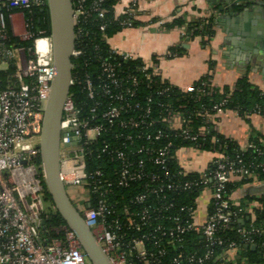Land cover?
<instances>
[{"label":"built area","instance_id":"2783aa9c","mask_svg":"<svg viewBox=\"0 0 264 264\" xmlns=\"http://www.w3.org/2000/svg\"><path fill=\"white\" fill-rule=\"evenodd\" d=\"M104 2L71 0L74 24L72 58L82 54L75 47L76 41L87 35L79 27L81 20L92 16L101 21L99 31H105L106 24L102 21L108 10L103 7ZM5 4L30 10L43 7L45 0H0V6ZM137 4L138 0H130L121 15L113 7L114 17L126 16L136 21ZM17 19L22 29L17 37L21 40L32 38V48L5 46L8 39L6 27ZM130 20L121 22L122 30L135 27ZM28 28L29 20L22 11L9 13L6 17L0 12V71L6 70L10 63L15 65V82L0 90V264H92L68 228H53L51 231L55 237L51 239L45 237L41 230L44 180L41 164L37 166L34 159L38 156L35 146L39 143L53 69L49 36L34 37ZM182 34L186 35V32ZM108 39L105 35L101 38L108 44L111 56L122 61L140 60L141 64L131 72H125L119 64L112 63L110 57L101 59V72L96 80L86 76L83 81L85 96L92 101V105L82 113L74 106L69 94L60 123L59 178L65 187H79L87 193V198L78 209L85 226L110 264H163L170 247L176 254L168 264H248L238 244L222 240L218 233L236 222L242 223L245 217L249 224L236 230L240 242L255 248L251 236L264 237V227L253 223L256 211L264 209V206L257 201L240 204L231 200L230 193L225 189L233 178L258 179L259 173L243 163L242 159L231 160L214 149L211 151L215 155L210 162L213 170L199 173L198 181L173 182L174 174L168 168L174 150L170 131L176 137L193 143L176 149L174 154L182 148L204 151L202 146L206 144L208 133L214 129L213 118L228 110L225 104L229 95L210 108H199L193 118L201 120L194 129L192 121L183 112L173 111L170 102L156 103L153 95L169 99L173 87L191 95L193 102L199 103L202 98L219 92L211 73L184 88H178L162 78L158 60H141L112 47ZM174 57L175 54L167 51L161 60ZM74 83L71 77L70 87ZM143 88L153 91L145 95L141 102L136 98ZM230 89L233 91L234 87ZM153 106L160 107V111ZM185 107V104L179 106L180 109ZM251 115L264 118V109L245 112L244 118ZM110 134L118 144L104 143L101 150L109 154L115 164L112 168L114 179L104 178L100 170L87 172L85 163L87 147L94 145L102 135ZM260 143L264 146V139L260 138ZM254 147L250 142L240 151L244 153ZM255 151L261 153L259 149ZM148 164L157 170L147 169ZM257 167L264 172V163ZM176 174L183 178L188 173L180 168ZM136 183L143 188L129 200L137 207L136 210L122 208L125 223L117 218L110 219L115 214L114 206L107 203L105 196L114 187L127 188ZM192 188L199 190L196 206L205 195L211 205V210L200 224L194 222L195 209L188 211L182 219L181 213L187 212L188 208L175 209V202L167 195ZM91 194L99 197L94 207L88 205ZM163 221H167L169 226L164 227ZM189 231L198 232L209 247L219 248V252L214 253L211 249L202 255H196L194 251L186 252L183 249L184 235ZM259 244L264 252V242Z\"/></svg>","mask_w":264,"mask_h":264},{"label":"crops","instance_id":"0c3cea01","mask_svg":"<svg viewBox=\"0 0 264 264\" xmlns=\"http://www.w3.org/2000/svg\"><path fill=\"white\" fill-rule=\"evenodd\" d=\"M129 2L117 0L114 11L121 15ZM177 18L186 24L211 18L214 35L203 43L197 37L183 35L184 26L166 29L165 24ZM135 20L141 24L112 35L109 44L144 61L158 60L162 78L171 85L184 88L211 73L220 93L246 77L264 94V0H138ZM9 28L18 36L22 30L19 19L9 22ZM173 47L183 48L181 55L161 60ZM213 120V133L239 148L250 143L253 132L264 139V118H243L227 110ZM214 155L212 151L182 148L176 151L175 159L186 173L199 174L207 169ZM242 179L230 181L236 185L230 192L231 200L240 204L257 201L264 206V182L254 178L240 182ZM208 207V197L202 196L194 212L196 224L204 221Z\"/></svg>","mask_w":264,"mask_h":264},{"label":"trees","instance_id":"16d2710c","mask_svg":"<svg viewBox=\"0 0 264 264\" xmlns=\"http://www.w3.org/2000/svg\"><path fill=\"white\" fill-rule=\"evenodd\" d=\"M116 5L115 0H105L103 3V7L108 10V14L106 18L102 21L106 24V29L103 33H101L98 29L101 21L95 20L94 17H90L87 20H81L79 22V27L83 33H87L84 38H79L76 41V48H79L82 52L80 56L76 58H72V79L75 81L74 85L70 87L69 94L73 101V104L78 109H81V112L84 113L87 109L92 105V101L86 98L85 92L83 90V81L86 76H89L92 81L96 80V77L100 75V60L103 58L110 57V61L115 64H119L121 70L125 72H131L135 66L141 64L140 60H126L122 61L118 57L111 56L110 48L105 41H102L101 38L103 35L110 38L112 35L120 32L123 29L121 22L125 19L130 20L126 16H120L119 18H115L113 14V7ZM22 11L24 17L29 20V32L35 36H49L48 29V21L46 14V5L41 8H31L28 9H20L17 6H12L5 4L4 6H0V12L6 17L9 13ZM133 26H138L141 23L138 21H132ZM214 21L210 19H198L193 21L192 23H184V20L181 18L174 19L172 22L165 24L166 29H170L172 27H185L186 36L190 39L195 37L199 38L203 43H208V41L214 35ZM6 32L8 35L7 41L4 43L6 47H23V48H32L33 39L21 40L17 36H13L9 29V26L6 27ZM190 35V36H189ZM169 51L175 56L181 55L183 48H170ZM15 73V65L14 63H10L6 70L0 71V90L5 89L8 85H12L15 82L13 78V74ZM78 82V83H77ZM230 88H224L223 91L215 92L210 97H204L198 103L193 102L192 96L188 95L182 91H179L176 88H171L170 98H165L163 96L153 95V99L156 103H168L170 102L171 109L173 111H181L184 115L192 121L194 129L200 124L201 118H197L196 120L193 118L196 114V111L202 106L206 108H210L212 105L219 103L226 95L228 101L225 104V108L236 112L240 117L244 118L245 112H252L257 109H264V94L254 88L247 80L246 77H242L238 79L234 85V90L230 91ZM153 89L143 88L142 92L138 95L136 99H139L141 102L143 101V97L149 92H152ZM181 104H185L186 107L180 109L179 106ZM154 109L160 111V107L153 106ZM168 134V133H167ZM260 138L257 133H254L250 137V142L255 146L253 149H248L246 152L242 153L240 148L229 139L224 138L221 135L214 134L213 132H209L207 135L206 144L202 146L204 151L217 150L222 155L228 156L231 160H237L238 158L243 160V163L250 165L254 170L259 173L258 180L264 182V172L261 168L257 166L260 163H264V146L260 143ZM117 139H113V134L108 136L102 135L98 141L91 146H88L86 149V171L93 172L94 170H100L103 174L104 178L113 177L112 168L114 167V163L110 160V155L102 152L101 148L104 146L103 144L114 143L117 145ZM215 140V142H214ZM170 141L174 145V150L172 152V157L168 163V168L170 169V173L174 174L173 182L183 183L185 181H198L199 174L191 173L187 174L185 177L181 178L177 176V172L180 170V167L175 159L174 151L180 147H185L189 145H193L192 142L184 141L180 137H176L175 133L170 131ZM255 149L261 150V153H256ZM34 162L37 166L40 165L39 156H36ZM147 169L151 171H156L157 168L152 164L147 165ZM207 172L213 170L212 164L208 165ZM38 172L41 175V170L38 168ZM176 175V176H175ZM247 178H243L240 182H244ZM44 188V201L49 203L51 206V210L42 211L40 214V218L42 220L41 230L44 232L43 235L48 239L55 237V234L51 231L53 228L65 227L64 222L61 220L59 215L53 208L51 199L46 191L44 182H42ZM235 184H226L225 189L229 194L234 188ZM143 188L140 184H132L127 188H112V191L105 196L106 201L109 205L113 204V209L115 214L111 215L110 219H119L120 222L125 223V216L122 215L123 207H127L130 209L137 208L135 205L129 203V200L133 198L137 193L142 192ZM199 190L196 188H192L187 191L180 192H169L167 195L170 199L175 202V209H179L181 207L188 208L187 212H182V219H185L188 211H193L196 209L195 201L198 197ZM99 197L96 195H90L89 204L91 207L96 206L98 203ZM211 205L208 207V212ZM136 210V209H135ZM173 212V211H172ZM173 214V213H172ZM163 226H169L167 221H163ZM256 226L264 227V209L256 211V220L253 222ZM252 223V224H253ZM249 222L244 217L242 223L236 222L229 229L224 230L218 233V236L222 240L234 241L238 244V247L241 251L243 257L246 258L248 264H263V249L261 248V242H264L263 236L252 235L251 239L255 244V248L252 250L250 247H246L244 243L240 242V238L236 234V230L238 227L247 226ZM133 234V233H132ZM221 248V247H220ZM183 249L186 252L194 251L196 255H202L207 250L211 249L214 253L219 252V248H211L208 246L207 242L200 236L198 232L189 231L184 235V243ZM175 251L170 247L169 252L165 256V261L163 264H168L169 260L171 261L175 256Z\"/></svg>","mask_w":264,"mask_h":264},{"label":"water","instance_id":"95a60500","mask_svg":"<svg viewBox=\"0 0 264 264\" xmlns=\"http://www.w3.org/2000/svg\"><path fill=\"white\" fill-rule=\"evenodd\" d=\"M45 5L53 74L44 107L39 143L35 146L38 149L44 185L54 210L65 226L74 233L79 248L88 260L92 264H110L59 178L60 123L72 77L74 24L71 0H45Z\"/></svg>","mask_w":264,"mask_h":264},{"label":"rangeland","instance_id":"374dc122","mask_svg":"<svg viewBox=\"0 0 264 264\" xmlns=\"http://www.w3.org/2000/svg\"><path fill=\"white\" fill-rule=\"evenodd\" d=\"M14 57L16 56V50L14 49L13 51ZM2 68L4 66H1ZM66 192L70 198V200L72 201V203L74 204V206H76L79 209V202H81L82 200H85L87 198V193L82 190L79 187H66ZM84 197V199H83ZM42 205V211H46V210H51V206L49 203L45 202L44 200L41 202Z\"/></svg>","mask_w":264,"mask_h":264}]
</instances>
